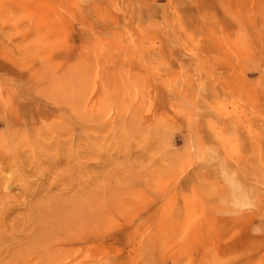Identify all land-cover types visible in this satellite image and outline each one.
<instances>
[{"label":"rangeland","instance_id":"obj_1","mask_svg":"<svg viewBox=\"0 0 264 264\" xmlns=\"http://www.w3.org/2000/svg\"><path fill=\"white\" fill-rule=\"evenodd\" d=\"M7 203L4 250L264 264V0H0Z\"/></svg>","mask_w":264,"mask_h":264},{"label":"bare ground","instance_id":"obj_2","mask_svg":"<svg viewBox=\"0 0 264 264\" xmlns=\"http://www.w3.org/2000/svg\"><path fill=\"white\" fill-rule=\"evenodd\" d=\"M6 160L8 161V158ZM79 176L82 177L81 175H79ZM67 178L72 183V179H74L75 177L73 176V174H68ZM75 180H77V179L75 178ZM10 182L11 183L13 182L11 178L5 179V181H4V184H6L5 187H8V184ZM45 193L44 194L46 195L47 199L50 201L51 208H52V212H49V213H53V214H54V212L58 213L59 209L61 207L60 202H62V199H60L58 197V195L50 194L49 191H47V189L45 190ZM6 198L8 199L10 204L12 205V207H13L12 209H14V204L11 201L12 200L11 197L7 195ZM15 208H16V204H15ZM38 208H40V207H38ZM12 209H9V206L7 203V210L5 211V209L3 207H0V213L1 212L10 213V211ZM84 220L86 221V218H84ZM37 221H39V220H37ZM60 229L61 230H59L57 227H54L53 231H55V232L45 231V232L41 233V235L36 236L34 241H33V243L35 242V244H33L31 253H30L31 244H30V241H28V243L21 244L18 246L17 249L14 250V248H13L10 251H9V249L4 250L0 246V256L3 252H6L9 255L10 258H9L7 264H28V262L30 260V256H33L37 252L36 249L39 247V245H43L44 247L42 249V252H40L37 256L38 258H40L41 264H65L64 262H62V256H61L59 250H57L58 245H60L61 242H64V241L69 242L72 239H74V241H75L76 237L69 235V234H66L62 230V227H60ZM77 235H79V234H77ZM28 251H29V253H28ZM65 259H66V257H65ZM0 262H1V258H0Z\"/></svg>","mask_w":264,"mask_h":264}]
</instances>
